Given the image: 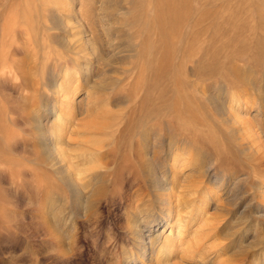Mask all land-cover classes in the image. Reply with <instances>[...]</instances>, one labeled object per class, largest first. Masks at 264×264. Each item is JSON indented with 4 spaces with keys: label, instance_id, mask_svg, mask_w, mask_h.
Instances as JSON below:
<instances>
[{
    "label": "rangeland",
    "instance_id": "rangeland-1",
    "mask_svg": "<svg viewBox=\"0 0 264 264\" xmlns=\"http://www.w3.org/2000/svg\"><path fill=\"white\" fill-rule=\"evenodd\" d=\"M261 186L264 0H0V264L131 261L166 191L182 264H264Z\"/></svg>",
    "mask_w": 264,
    "mask_h": 264
},
{
    "label": "bare ground",
    "instance_id": "bare-ground-1",
    "mask_svg": "<svg viewBox=\"0 0 264 264\" xmlns=\"http://www.w3.org/2000/svg\"><path fill=\"white\" fill-rule=\"evenodd\" d=\"M66 124V121H62L56 125L58 129L57 132L60 137L64 135ZM262 187L264 186H261L260 189H262ZM181 194H179L180 196H177L181 198ZM175 195L174 199L177 197H175ZM169 197L170 195L168 191H166V195H164V199H162L161 204V217L154 222L147 221L145 223L146 226H150L152 223H155V227H158L156 231H152L150 234L145 236L139 228V225H135V223L131 225L133 227H131L133 229L131 233L135 238L133 243L138 245L139 248L137 249L134 258L131 261L124 262V264H182L183 261H185L184 259L189 260L188 257L191 254V249L193 248L190 245H186L189 241L187 242L185 236L187 223L184 224V218H187L189 223L198 222V219L205 214L203 216L204 218L206 216L205 210L208 201L212 199L213 196L210 194L204 195V201L201 200L202 202L197 203L192 209H189L190 206L186 205L183 201L182 204L180 202L179 204H177V202L174 203L176 200L173 201L172 198ZM179 198L177 200H180ZM77 207V214L84 217L92 209V204L90 199L85 198L81 199ZM182 214L185 216L182 217ZM173 238L182 240L183 242L181 241V244L179 243L174 246L172 243ZM144 240L147 242L145 243ZM163 254L166 255L164 258H161ZM127 258L129 257H126L125 259Z\"/></svg>",
    "mask_w": 264,
    "mask_h": 264
}]
</instances>
